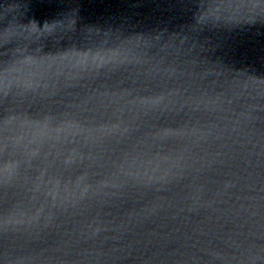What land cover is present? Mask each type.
<instances>
[{"label": "water", "instance_id": "95a60500", "mask_svg": "<svg viewBox=\"0 0 264 264\" xmlns=\"http://www.w3.org/2000/svg\"><path fill=\"white\" fill-rule=\"evenodd\" d=\"M0 264H264V0H0Z\"/></svg>", "mask_w": 264, "mask_h": 264}]
</instances>
